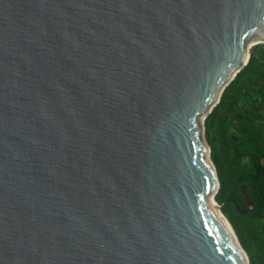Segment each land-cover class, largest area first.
Segmentation results:
<instances>
[{
    "label": "water",
    "instance_id": "95a60500",
    "mask_svg": "<svg viewBox=\"0 0 264 264\" xmlns=\"http://www.w3.org/2000/svg\"><path fill=\"white\" fill-rule=\"evenodd\" d=\"M260 44L264 0H0V264H251L205 120Z\"/></svg>",
    "mask_w": 264,
    "mask_h": 264
},
{
    "label": "trees",
    "instance_id": "16d2710c",
    "mask_svg": "<svg viewBox=\"0 0 264 264\" xmlns=\"http://www.w3.org/2000/svg\"><path fill=\"white\" fill-rule=\"evenodd\" d=\"M250 55L205 128L220 180L216 201L250 263L264 264V44Z\"/></svg>",
    "mask_w": 264,
    "mask_h": 264
},
{
    "label": "bare ground",
    "instance_id": "6f19581e",
    "mask_svg": "<svg viewBox=\"0 0 264 264\" xmlns=\"http://www.w3.org/2000/svg\"><path fill=\"white\" fill-rule=\"evenodd\" d=\"M218 211V210H217ZM219 212V211H218ZM219 214L221 215V217L223 218V220L225 221V223L227 224V226L230 228V230H231V232H232V234H233V236L235 237V239H236V235H235V233H234V231H233V229H232V227H231V225L228 223V221H227V219L226 218H224V216L219 212Z\"/></svg>",
    "mask_w": 264,
    "mask_h": 264
},
{
    "label": "rangeland",
    "instance_id": "374dc122",
    "mask_svg": "<svg viewBox=\"0 0 264 264\" xmlns=\"http://www.w3.org/2000/svg\"><path fill=\"white\" fill-rule=\"evenodd\" d=\"M253 47H255V46H253ZM253 47H252V48H253ZM252 48H251V49H252ZM218 204H219V203H218ZM219 205H220V204H219ZM221 210H222V206H221Z\"/></svg>",
    "mask_w": 264,
    "mask_h": 264
}]
</instances>
